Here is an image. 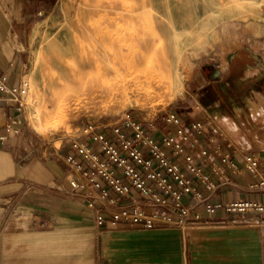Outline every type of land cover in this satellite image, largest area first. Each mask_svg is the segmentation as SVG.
Masks as SVG:
<instances>
[{
  "label": "rangeland",
  "instance_id": "1",
  "mask_svg": "<svg viewBox=\"0 0 264 264\" xmlns=\"http://www.w3.org/2000/svg\"><path fill=\"white\" fill-rule=\"evenodd\" d=\"M102 3L147 6L143 11L146 15L142 14L138 22L142 26L140 39L156 42L152 51L144 53V57L154 59L153 65L158 68L155 77L149 84L142 83L128 66L102 60L81 69L84 73L79 70L81 73L62 85H50L45 72L53 70L54 63L49 57L72 46L75 24L100 18L102 10L93 15L87 11L100 8L95 5ZM106 10L126 12L123 8ZM198 16L201 22L195 24ZM0 20L5 23L0 30L14 39L24 58L21 85L26 95L22 97V120L38 140L40 154L51 157L58 146L67 145L70 139H87L91 126L109 132L114 123L128 116L141 120L150 131L157 125L173 130L167 121L169 115L189 117L205 109L213 113L212 123L219 131L236 135L237 124L241 123L232 117V96L238 84L235 73L251 58L248 51L252 42L247 39L255 33L264 34V0H0ZM172 21L190 29L178 41L170 34ZM124 23L108 28L117 35L129 36L138 27L137 23ZM136 42L128 43L124 52L135 54ZM233 49L241 51V58L235 59V68L230 70L228 54ZM178 57L185 67L177 78ZM215 98L223 99V104L205 105ZM250 109L256 115L264 107L255 104ZM31 120L42 124V130H37ZM201 123L204 129L206 124ZM263 127L264 121L259 119L245 121L240 130L261 133ZM79 214L82 217L78 222L64 221L57 227L43 217L28 216L22 211H15L14 216L12 211L8 215L0 213V264H103L107 260L102 226L93 223L86 207H80ZM231 219L235 220L233 225L257 224L248 221L250 217L236 215ZM196 225L193 221L185 224L186 234ZM131 227L145 232L162 227L182 231L178 226Z\"/></svg>",
  "mask_w": 264,
  "mask_h": 264
},
{
  "label": "crops",
  "instance_id": "2",
  "mask_svg": "<svg viewBox=\"0 0 264 264\" xmlns=\"http://www.w3.org/2000/svg\"><path fill=\"white\" fill-rule=\"evenodd\" d=\"M1 25H5L2 20ZM257 35L247 39L252 42L248 51L251 58L239 65L235 73L238 84L232 96L231 105L235 107L232 117L241 126L245 121H264V110L261 115L250 112L255 104L264 107V34ZM11 38L0 30V77L6 76L9 86L21 84L24 65L22 53ZM237 49L228 54L230 70L235 68V59L241 58ZM215 99L205 105L223 104V99ZM21 114L17 103L1 92L0 213L8 215L12 211L14 216L15 211H22L61 227L64 221L78 222L82 217L80 207H86L94 223L86 197L72 187L68 178L70 169L64 156L69 153L79 156L71 139L67 145L58 146L51 157L41 155L38 140L30 134ZM212 115L205 109L199 115L193 112L189 117L179 115L188 135L186 151L192 154L199 168L197 174L189 171L188 176L210 202L239 197L264 200V187L257 184L259 177L249 171L244 160L247 154L255 155L260 170L264 171V130L261 133L247 128L240 130L237 124L239 131L228 136L212 123ZM14 117L20 121L12 124ZM202 121L206 124L204 129H196L194 124ZM15 127L18 132L14 131ZM155 134L159 136L161 131ZM247 217L257 224L233 225L235 220L222 211L216 215L204 214L202 219L193 221L197 225L187 234L165 227L145 232L128 222L108 221L100 230L104 260H107L103 264H264V214Z\"/></svg>",
  "mask_w": 264,
  "mask_h": 264
},
{
  "label": "built area",
  "instance_id": "3",
  "mask_svg": "<svg viewBox=\"0 0 264 264\" xmlns=\"http://www.w3.org/2000/svg\"><path fill=\"white\" fill-rule=\"evenodd\" d=\"M1 92L16 102L21 111L25 92L21 84L9 86L6 76H2ZM18 121L14 117L10 123ZM167 121L174 127L172 131L165 130L163 125L150 131L141 120L128 116L114 123L109 132L91 126L87 139H71L79 156H64L70 169L68 178L72 187L86 197L98 227L121 220L146 228L178 226L185 231V224L202 219L204 214H264V200L239 197L208 201V196L187 174H197L199 168L186 151L188 135L180 117L173 113ZM194 127L200 129L203 125L197 122ZM155 128L161 131L159 136L154 133ZM18 130L14 128L15 132ZM244 160L249 171L259 177L257 184L264 187L259 159L247 154Z\"/></svg>",
  "mask_w": 264,
  "mask_h": 264
},
{
  "label": "bare ground",
  "instance_id": "4",
  "mask_svg": "<svg viewBox=\"0 0 264 264\" xmlns=\"http://www.w3.org/2000/svg\"><path fill=\"white\" fill-rule=\"evenodd\" d=\"M256 1L259 2V0ZM95 6L100 8H93V10H89L87 13L93 15L98 13V10H102L103 12L100 14V18L96 21H83L81 24H75V30L71 36L72 46H69L66 49L62 48L49 57L51 63H54V69H50L45 72L48 83L50 85H62L66 80H70L77 72H80L79 70L83 68L86 69L87 66L90 67L92 64L97 62L100 63V61L105 60L107 62L113 61L118 65L124 64V66H128V68H130L131 71L135 73L137 78L140 79L142 83L149 84V82L155 77L158 68L156 69V67L153 65L154 59L144 57V53L152 51V49L156 46V42H154V39L153 41L152 39H140V31L142 26L138 21H140V19L143 17L142 14L145 13H143L144 8L147 6L134 5L128 7H119L105 3L97 4ZM107 7L115 9L123 8L126 12H123V10L112 12L110 10H106ZM149 13L147 14L149 15ZM145 15L146 13L144 16ZM120 22L137 23L138 27L136 28V31L129 36H120L115 34V30L108 28L109 26L117 25ZM200 22L201 18L198 16L195 20V24H199ZM151 26L155 25L153 24ZM153 28L156 29L155 27ZM169 28L171 36H173L176 41L179 40L181 35L185 34V32H189L190 30L189 27L178 26L173 21L169 23ZM135 39L137 40V42L134 44L135 54L130 55L125 53L124 49L126 45ZM176 62L178 70L176 76L178 78L179 73H181L185 65L181 61L180 57H178ZM108 66L111 65L109 64ZM113 66L115 67L114 64ZM82 73L84 72L82 71ZM27 78L29 77L27 76ZM25 95L26 91L24 92V96ZM31 122L37 128V130H42V124L36 123L34 120H31Z\"/></svg>",
  "mask_w": 264,
  "mask_h": 264
}]
</instances>
